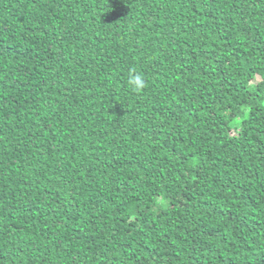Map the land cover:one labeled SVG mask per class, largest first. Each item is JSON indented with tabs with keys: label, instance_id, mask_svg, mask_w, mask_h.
I'll use <instances>...</instances> for the list:
<instances>
[{
	"label": "trees",
	"instance_id": "1",
	"mask_svg": "<svg viewBox=\"0 0 264 264\" xmlns=\"http://www.w3.org/2000/svg\"><path fill=\"white\" fill-rule=\"evenodd\" d=\"M0 264H264V0H0Z\"/></svg>",
	"mask_w": 264,
	"mask_h": 264
},
{
	"label": "clouds",
	"instance_id": "2",
	"mask_svg": "<svg viewBox=\"0 0 264 264\" xmlns=\"http://www.w3.org/2000/svg\"><path fill=\"white\" fill-rule=\"evenodd\" d=\"M129 87L135 92H141L147 85V80L142 73L133 70L128 79Z\"/></svg>",
	"mask_w": 264,
	"mask_h": 264
}]
</instances>
